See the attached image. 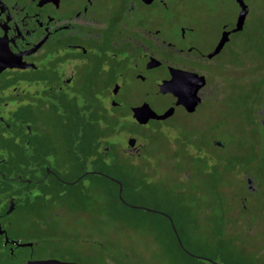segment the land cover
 <instances>
[{"label": "rangeland", "instance_id": "1", "mask_svg": "<svg viewBox=\"0 0 264 264\" xmlns=\"http://www.w3.org/2000/svg\"><path fill=\"white\" fill-rule=\"evenodd\" d=\"M243 2L247 12L242 28L230 34L218 54L202 60L205 88L211 92L192 112L162 105L157 121L139 124L125 116L121 131L115 125L93 128L103 143H125L127 131L132 132L143 151L131 162L117 153L105 163L94 161L89 149L95 134L87 133L83 150L75 144L82 129L65 127L64 119L47 112L31 115L42 145L50 149L51 164L65 177L105 172L122 180L127 203L143 206L121 204L110 179L85 173L78 182L85 186L81 196L73 199L70 210H58L54 219L61 228L55 256L79 264H212L206 258L217 264H264V0ZM237 6L235 0H168L162 15L150 8L149 22L172 41L177 28L184 27L186 44L204 54L220 28L234 22ZM149 71V84L124 89L125 103L141 106L163 103L167 95L178 97L180 83L167 84L174 74L162 73L153 91L150 84L157 77ZM2 79L0 75V83ZM119 111L125 113V107ZM70 139L73 150L67 152ZM246 177L252 189L245 185ZM70 186L75 193L77 188ZM144 207L172 216L184 248L196 256L176 246L162 214ZM48 247L39 250L50 252Z\"/></svg>", "mask_w": 264, "mask_h": 264}, {"label": "flooded vegetation", "instance_id": "2", "mask_svg": "<svg viewBox=\"0 0 264 264\" xmlns=\"http://www.w3.org/2000/svg\"><path fill=\"white\" fill-rule=\"evenodd\" d=\"M151 7L162 15L168 0H0V41L18 64L0 71V264L60 259L55 255L61 228L54 219L58 210H70L73 199L85 188L78 183L85 173L67 178L53 167L50 149L42 145L41 135L30 123L34 112H47L64 119L65 127L82 129L75 144L84 150L90 127L102 131L115 125L116 132L121 131V118L129 116L138 123L133 111H145L153 105L157 115L162 105L189 113L210 94L205 88L208 77L202 60L220 52L235 31V22L220 28V34L227 32V39L217 52L210 54L220 34L202 54L186 44L184 27L177 28V39L166 38L160 26L149 22ZM148 70L157 79L162 73L174 74L167 84H181L183 79L185 89L194 86L202 75L204 83L195 90L199 101L194 109L186 111L182 103L172 104L170 95L163 103H125L122 94L126 87L150 83ZM184 71L196 76L184 75ZM157 79L150 84L153 91L158 89ZM181 85L176 86L180 93ZM79 93L82 97H77ZM122 107L125 113L119 111ZM149 120L157 118L146 122ZM127 134L133 136L130 131ZM128 136L125 143H103L100 136L97 141L102 142L98 144L102 153L91 158L105 163L117 153L131 162L143 149L135 144V138L134 144L128 145ZM72 142L70 139L66 144L67 152L73 150ZM213 143L218 144L216 140ZM69 165L67 160L65 168ZM245 182L252 189L248 177ZM70 185L77 188L75 193ZM60 222L58 225L63 220ZM47 244L50 252L39 250Z\"/></svg>", "mask_w": 264, "mask_h": 264}, {"label": "water", "instance_id": "3", "mask_svg": "<svg viewBox=\"0 0 264 264\" xmlns=\"http://www.w3.org/2000/svg\"><path fill=\"white\" fill-rule=\"evenodd\" d=\"M235 2L238 5V13L236 15V20L234 21V30H239L242 27L246 12H247V6L246 4L243 2V0H235ZM227 39V32L223 31L220 34V37L218 39V42L216 43V45L214 46V48L212 49V51L210 52V54H213L215 52H217L219 50V48L221 47V45L223 44V42ZM18 64L14 63L12 58L10 57V55L7 53L6 47L4 45V43H2L0 41V71L5 68V67H12V66H17ZM174 71H178L176 69H174ZM184 75H194L196 76L195 73L193 72H188V71H184L183 72ZM181 90L182 92H178V97L176 96L174 99L171 98V102L172 104L175 103H182L185 110L186 111H192L194 109L195 104L199 101V96L196 94L195 90L197 87L201 86L204 83V78L202 75H198V82L196 84H194V86H192L191 88L188 87V89H185V81L182 79L181 80ZM156 107L150 106L148 107L145 111H140V110H134L132 113V117H134V119L138 122V123H145L147 121L148 118H158V115L156 114ZM126 142L128 145H133L134 144V137L133 136H128L126 139ZM87 172H96L98 174H101L102 176L110 179L111 181L115 182L117 184V188H116V196L118 198V200L123 203L124 205H127L129 207H143V206H139V205H135V204H131V203H127L122 195H121V189H122V183L118 178H115L114 176H111L105 172L102 171H84V173ZM146 210L148 211H152V212H156L159 214H162L163 216H165L169 222L170 225V229L172 230V233L175 236L176 242L178 243V245L181 247V249L186 252L188 255L190 256H196L195 254L191 253L190 251H188L187 249L184 248L180 237L178 235V232L175 228V225L173 223L172 218L170 217L169 214H167L164 211L158 210V209H154V208H150V207H144ZM207 260L213 262V260L206 258ZM22 264H79L73 261H64V260H58V259H54V258H46V259H38V260H28ZM217 264V263H216Z\"/></svg>", "mask_w": 264, "mask_h": 264}, {"label": "trees", "instance_id": "4", "mask_svg": "<svg viewBox=\"0 0 264 264\" xmlns=\"http://www.w3.org/2000/svg\"><path fill=\"white\" fill-rule=\"evenodd\" d=\"M93 128H95V127H90V129H89V132L90 133H92V134H95L96 132L93 130ZM93 130V132H91L90 130ZM96 129V128H95ZM97 130V129H96ZM94 136H96V137H92L91 138V140L93 139V142H90V146H91V144L92 145H94V147H90V149H89V151H93L94 152V154L95 153H102L101 152V150L100 149H98V144H99V142L97 141L98 139H99V137H98V135L97 134H95ZM100 136V135H99ZM90 138V136L88 135V138L87 137H85V140H84V145H86V144H88V139ZM87 146V145H86ZM82 148H84V147H82ZM118 178V177H117ZM118 179H120V178H118ZM120 181H121V183H122V180L120 179ZM113 182V181H112ZM114 183V182H113ZM114 185H115V187H117V185H116V183H114ZM123 186V185H122ZM123 189V188H122ZM117 200H118V198H117ZM119 201V200H118ZM120 202V201H119ZM121 203V202H120ZM121 204H123V203H121ZM163 217V216H162ZM172 217V216H171ZM164 218V220H165V222H166V224H167V226H168V228H169V231L171 232V235H172V237H173V240H174V242H175V244H176V246L177 247H179L178 246V244L176 243V241H175V239H174V236H173V233H172V231H171V229H170V225H169V223H168V220L165 218V217H163ZM172 220H173V222H174V224H175V220H174V218L172 217ZM176 226V225H175ZM179 249H181L180 247H179Z\"/></svg>", "mask_w": 264, "mask_h": 264}]
</instances>
